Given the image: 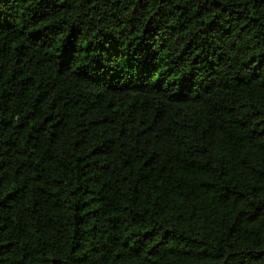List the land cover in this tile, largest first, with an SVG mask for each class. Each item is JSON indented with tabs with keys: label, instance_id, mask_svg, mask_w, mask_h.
Masks as SVG:
<instances>
[{
	"label": "trees",
	"instance_id": "trees-1",
	"mask_svg": "<svg viewBox=\"0 0 264 264\" xmlns=\"http://www.w3.org/2000/svg\"><path fill=\"white\" fill-rule=\"evenodd\" d=\"M0 264H264V0H0Z\"/></svg>",
	"mask_w": 264,
	"mask_h": 264
}]
</instances>
